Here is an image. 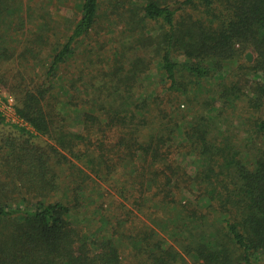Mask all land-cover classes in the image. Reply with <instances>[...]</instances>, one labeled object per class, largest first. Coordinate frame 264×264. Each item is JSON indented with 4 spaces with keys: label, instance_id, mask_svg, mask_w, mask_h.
<instances>
[{
    "label": "trees",
    "instance_id": "1",
    "mask_svg": "<svg viewBox=\"0 0 264 264\" xmlns=\"http://www.w3.org/2000/svg\"><path fill=\"white\" fill-rule=\"evenodd\" d=\"M58 3L0 0V264H264V0Z\"/></svg>",
    "mask_w": 264,
    "mask_h": 264
},
{
    "label": "rangeland",
    "instance_id": "2",
    "mask_svg": "<svg viewBox=\"0 0 264 264\" xmlns=\"http://www.w3.org/2000/svg\"><path fill=\"white\" fill-rule=\"evenodd\" d=\"M22 1L25 2V10L28 12V15H29V16L27 15L29 19L27 18L28 20L26 21L28 28L33 27V26L36 29H38V27L40 28V24L34 25L36 20H32V17L37 16L38 21L39 19H41L40 16L42 15L43 17L48 18V15L46 14V12H47V9L49 8V5H50V9H52V12L55 18L61 21H64L66 19V16L62 12H60L58 8V5H59L58 0H22ZM66 2H67V6H69V4L73 5L77 13L78 12L80 13L82 0H66V1L64 0V3ZM36 10H40V11L36 12ZM115 26L117 25H114V27ZM119 31L120 29L118 31L114 29L113 31L115 32L114 35H116L117 32ZM26 36L27 34L21 37L24 39ZM249 53H251L252 56L254 57L252 52H248L247 54H245L246 61H248L247 56ZM241 63H243V61H241ZM234 68H237V66H235ZM159 82H160V73L157 70H153V72L150 73L147 77H145V80H144V83H147V86L152 85V87H156ZM0 113L4 120L3 122L4 125L2 124L0 128H5V129H0V130L15 131L16 128L17 129L20 128L23 130L25 129L27 133L32 132L31 128L27 126V124L19 118V115L17 113L16 99L10 96L7 92L3 91L1 88H0ZM73 128L75 130H79L81 126L80 124L74 123ZM34 140L42 144L44 139H38L35 137ZM192 163L196 164L197 166L198 165L202 166L204 164V160L191 159L187 161V165L192 166L193 165ZM103 189H106V186H103ZM106 192L107 191H101V193L106 194V196H104V199L98 201V203L102 204L105 202L106 207H109L112 204H116L115 198H113V196L107 195ZM96 208H97V205H90L88 207L84 205L82 209L80 210V212L75 215L74 220H76L77 224L83 229H85V231H89V229H91L89 226L91 225L93 227L96 225L97 226L99 225L98 221H99V218L101 217V213L96 212Z\"/></svg>",
    "mask_w": 264,
    "mask_h": 264
},
{
    "label": "water",
    "instance_id": "3",
    "mask_svg": "<svg viewBox=\"0 0 264 264\" xmlns=\"http://www.w3.org/2000/svg\"><path fill=\"white\" fill-rule=\"evenodd\" d=\"M247 57H248V60H249V61H253V56H252L251 53H249Z\"/></svg>",
    "mask_w": 264,
    "mask_h": 264
}]
</instances>
